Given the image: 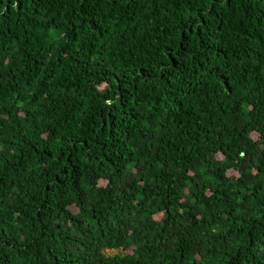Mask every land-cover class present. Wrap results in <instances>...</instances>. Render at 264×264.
<instances>
[{
	"label": "trees",
	"instance_id": "obj_1",
	"mask_svg": "<svg viewBox=\"0 0 264 264\" xmlns=\"http://www.w3.org/2000/svg\"><path fill=\"white\" fill-rule=\"evenodd\" d=\"M0 264H264V0H0Z\"/></svg>",
	"mask_w": 264,
	"mask_h": 264
},
{
	"label": "rangeland",
	"instance_id": "obj_2",
	"mask_svg": "<svg viewBox=\"0 0 264 264\" xmlns=\"http://www.w3.org/2000/svg\"><path fill=\"white\" fill-rule=\"evenodd\" d=\"M254 139H258V136L257 135H254ZM107 253H109V254H116L117 251H107Z\"/></svg>",
	"mask_w": 264,
	"mask_h": 264
}]
</instances>
